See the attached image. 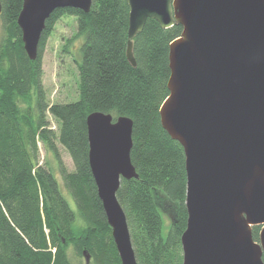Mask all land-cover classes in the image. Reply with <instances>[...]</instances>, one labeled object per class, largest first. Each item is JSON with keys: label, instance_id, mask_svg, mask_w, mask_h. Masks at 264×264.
<instances>
[{"label": "trees", "instance_id": "trees-1", "mask_svg": "<svg viewBox=\"0 0 264 264\" xmlns=\"http://www.w3.org/2000/svg\"><path fill=\"white\" fill-rule=\"evenodd\" d=\"M0 14V264H122L89 163L87 118L94 112L133 120L131 159L138 179H122V206L139 264H182L188 212L186 156L164 130L160 108L170 95L169 52L183 27L149 19L127 58V0H92L90 12L56 9L46 22L35 61L29 59L18 18L23 0H1ZM75 16L84 37L78 64L79 99L51 103L43 85V55L56 24ZM57 123L53 129L52 121ZM59 168L73 208L55 173L41 164L40 146ZM58 143L70 155L68 171ZM161 211L172 216L163 235ZM261 226L252 234L259 242Z\"/></svg>", "mask_w": 264, "mask_h": 264}, {"label": "water", "instance_id": "water-1", "mask_svg": "<svg viewBox=\"0 0 264 264\" xmlns=\"http://www.w3.org/2000/svg\"><path fill=\"white\" fill-rule=\"evenodd\" d=\"M127 2V58L134 67L133 41L149 19L164 29L183 27L170 45V95L159 112L186 156L182 264H264V0ZM91 7L92 0H23L18 25L29 59L38 58L56 9ZM87 129L91 171L121 262L139 264L117 199L122 179L139 178L131 159L133 120L94 112ZM253 226L262 227L259 242Z\"/></svg>", "mask_w": 264, "mask_h": 264}, {"label": "rangeland", "instance_id": "rangeland-1", "mask_svg": "<svg viewBox=\"0 0 264 264\" xmlns=\"http://www.w3.org/2000/svg\"><path fill=\"white\" fill-rule=\"evenodd\" d=\"M77 32L78 23L76 17L65 15L56 24L54 32L47 42L43 55V85L51 103H71L79 99L78 64L82 61L81 48L84 37L76 38L70 43L68 42L69 39L76 36ZM51 121L53 129H57V123L53 120ZM39 146L41 164L47 163L53 169L63 195L74 208L73 198L62 181L55 159L51 154L45 152L41 143ZM58 148L66 169L73 171L74 164L70 155L59 143ZM161 214L164 220L163 235L166 237L170 230L172 216L164 211H161ZM69 255L73 264H86L85 257L80 258L76 256L72 250L69 251Z\"/></svg>", "mask_w": 264, "mask_h": 264}, {"label": "bare ground", "instance_id": "bare-ground-1", "mask_svg": "<svg viewBox=\"0 0 264 264\" xmlns=\"http://www.w3.org/2000/svg\"><path fill=\"white\" fill-rule=\"evenodd\" d=\"M111 228V227H110Z\"/></svg>", "mask_w": 264, "mask_h": 264}]
</instances>
